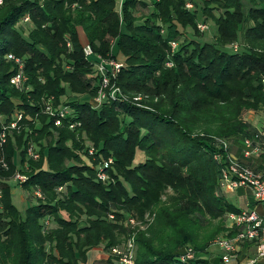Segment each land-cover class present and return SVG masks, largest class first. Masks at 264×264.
Masks as SVG:
<instances>
[{
  "label": "trees",
  "instance_id": "obj_1",
  "mask_svg": "<svg viewBox=\"0 0 264 264\" xmlns=\"http://www.w3.org/2000/svg\"><path fill=\"white\" fill-rule=\"evenodd\" d=\"M118 1L0 7V115H21L3 149L0 264H85L99 247L108 257L96 264H118L112 249L131 239L135 264H195L179 260L187 247L212 264L200 255L235 235L227 215L246 205L221 187V141L264 173V128L247 119L264 115V0ZM100 58L122 66L115 77L107 67L106 91L119 93L97 105ZM20 66L27 79L17 88ZM48 105L66 109L60 125ZM246 139L259 144L250 157ZM31 144L38 159L27 156ZM16 172L36 200L24 212L8 183ZM246 244L257 245L240 251Z\"/></svg>",
  "mask_w": 264,
  "mask_h": 264
},
{
  "label": "built area",
  "instance_id": "obj_2",
  "mask_svg": "<svg viewBox=\"0 0 264 264\" xmlns=\"http://www.w3.org/2000/svg\"><path fill=\"white\" fill-rule=\"evenodd\" d=\"M5 0H0V7L3 5ZM121 3V0H120ZM121 5V4H120ZM187 7L190 8L191 4L188 3ZM28 20V17L25 18ZM201 29L206 28L205 25L199 26ZM69 45V43H68ZM176 47L175 42H171V48ZM84 53L86 56L92 55V49L90 46L84 47ZM8 58L19 62L12 54L8 55ZM167 66H171L172 62L170 60L166 61ZM99 73L101 74L102 85L101 89L96 97L95 103L100 104L108 96L114 98L118 93L119 89L117 87H111V90L108 92L106 89L110 83V77L107 73V67L111 69V75L113 77L119 72L121 63L114 60H105L99 59L96 64ZM19 67V71L11 77V84L17 88H21L25 80L27 79ZM46 112L50 115L55 116V125H60L61 118L67 113L66 109L58 110L54 112L50 105L46 107ZM21 119V115L17 114L16 119L10 121L9 123L4 121L3 116L0 115V172L7 171L9 165L4 157V145L7 140V134L9 129L18 128V121ZM73 125H71L72 127ZM264 137V130L262 131ZM221 145L225 152V157L221 152H216L213 155L215 161L219 163H224V166L221 168V187L227 192H235L240 188L251 189V192L259 204L262 207V212H257L255 209L251 208H242L239 212H229L227 215L228 226L236 228L237 231L233 237L224 238L218 237L213 240L212 246L218 247L222 250L220 256V262L222 264H263L260 262V259L264 257V173H255L253 170L242 166L236 159L235 155L229 149V145L226 141H221ZM259 144L254 145V141L251 139H246L243 141L242 152L244 157H250L252 154L258 152ZM27 156L33 159H38L39 154L35 150V147L31 144L27 148ZM98 177L101 180L106 178V175L103 171H99ZM13 181L23 183L27 181V176L16 172L11 178ZM1 181V176H0ZM35 195L41 196L40 191L36 190ZM3 197V190L0 186V203ZM112 217V215L110 216ZM129 224L135 225L136 221L134 218L128 220ZM255 241L256 245V254L253 257L245 261H239V251L240 245L244 241ZM112 253L117 257L118 264H135L134 258V248L133 240H129L127 244L123 246H118L112 249ZM197 258L196 252L191 248H184L182 253L179 256V260L182 263L194 262L195 264H203L202 262H195Z\"/></svg>",
  "mask_w": 264,
  "mask_h": 264
},
{
  "label": "rangeland",
  "instance_id": "obj_3",
  "mask_svg": "<svg viewBox=\"0 0 264 264\" xmlns=\"http://www.w3.org/2000/svg\"><path fill=\"white\" fill-rule=\"evenodd\" d=\"M120 2L118 1V4L116 5L117 8H120ZM147 11V10H146ZM210 35V28L206 31ZM247 119L252 121L258 128H264V115H255L253 113H250L247 116ZM5 182V181H4ZM8 183L10 184L11 191H12V199L14 204L21 210L25 211L27 206L30 203H35L36 200L34 197L29 195L28 191L23 190L22 186L20 184H15L13 180H9ZM229 199L237 206L242 207L241 204L246 202V205L244 208H251L257 210V212H262V207L259 206V204L256 202L251 189L248 188H240L237 192L229 194ZM30 202V203H29ZM209 250H214L213 248H210ZM108 254L104 251H102L99 248H95L89 253L88 262L85 264H96L100 263L103 259L107 258Z\"/></svg>",
  "mask_w": 264,
  "mask_h": 264
},
{
  "label": "crops",
  "instance_id": "obj_4",
  "mask_svg": "<svg viewBox=\"0 0 264 264\" xmlns=\"http://www.w3.org/2000/svg\"><path fill=\"white\" fill-rule=\"evenodd\" d=\"M242 247V251H240L239 253V261H245L256 254L255 245L246 244ZM210 248H213L214 250L211 251L209 250ZM209 249L206 253L200 255V257L207 258L212 264H218L220 261L222 250L215 246H211L209 247ZM260 262L264 264V257L260 259Z\"/></svg>",
  "mask_w": 264,
  "mask_h": 264
},
{
  "label": "bare ground",
  "instance_id": "obj_5",
  "mask_svg": "<svg viewBox=\"0 0 264 264\" xmlns=\"http://www.w3.org/2000/svg\"><path fill=\"white\" fill-rule=\"evenodd\" d=\"M232 212V211H231ZM234 212V211H233Z\"/></svg>",
  "mask_w": 264,
  "mask_h": 264
}]
</instances>
